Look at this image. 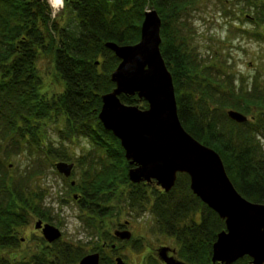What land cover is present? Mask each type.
<instances>
[{"label": "trees", "instance_id": "trees-1", "mask_svg": "<svg viewBox=\"0 0 264 264\" xmlns=\"http://www.w3.org/2000/svg\"><path fill=\"white\" fill-rule=\"evenodd\" d=\"M64 2V10L59 15L61 24L52 17L53 9L47 0H0V151H11L20 143L38 142L47 125L43 121L53 114L63 115L67 124L62 137H87L110 159L101 168L91 169L93 174L84 172L78 185L82 191L81 207L95 214L92 219L114 214L111 195L120 179L135 188L129 193L130 202L139 209L150 205L156 225L176 238L180 258L189 264H213V244L226 224L193 193L190 176L179 173L176 185L169 192L152 187L150 193L147 182L132 183L128 176L132 164L125 157L121 141L99 119L102 95L115 87L111 73L120 62L105 43H137L146 10L151 7L158 10L162 18L161 51L173 75L182 124L195 138L220 153L238 191L260 203H264V150L260 143V138H264V114L256 120L238 123L228 116L223 106L231 101L230 107L243 112L253 110L251 104L257 107L262 95L243 87L239 98L233 91L224 92L217 86L220 84L213 85L212 81L218 79L211 77V67H201L193 52L184 53V42L177 43L168 32L167 18H178L177 11L185 0ZM254 12L250 14L254 16L248 17L256 27L264 25V11ZM256 36L260 39L264 33L259 31ZM46 52H52L57 73L65 82L64 90L53 99L41 93L43 82L37 62L40 54ZM197 67L202 71L197 72ZM217 92L222 95L218 96ZM121 100L128 104L142 101L144 107L148 106L138 96L122 94ZM220 109L223 114L218 113ZM221 116L232 126H226ZM48 151L59 159L71 158L60 147L50 145ZM7 176L5 159L0 154V264H76L85 252L62 239L46 247L43 244L36 252L11 254L21 244L18 229L26 223L29 210L42 217L44 212L36 200L38 194L30 190L28 193ZM198 211H201L200 218ZM109 238L103 241L107 246L101 243L95 249L102 253L100 264H115L114 258L105 254L106 248L117 249L111 248L115 242ZM251 260L246 255L233 264H252Z\"/></svg>", "mask_w": 264, "mask_h": 264}, {"label": "rangeland", "instance_id": "rangeland-1", "mask_svg": "<svg viewBox=\"0 0 264 264\" xmlns=\"http://www.w3.org/2000/svg\"><path fill=\"white\" fill-rule=\"evenodd\" d=\"M185 1L177 11L178 18H167L170 27L168 32L173 34L177 43L184 42V53L186 51L189 55L193 52L197 55L201 67H211V77L218 79L216 82L212 81L213 85L220 84L217 86L224 92L233 91L238 98L241 87L248 92H260L263 98L260 97L261 101L257 107L251 104L253 110L244 109L246 113L230 107L231 101L223 106L226 113L229 109H236L256 120L259 115L264 114V37L260 36L258 39L256 36L259 31L264 33V25L256 27L248 16H254L250 14H254L257 9L263 12L264 7L260 8V5L264 4V0ZM47 2L53 9L52 17L59 20V15L64 10V0L58 10L53 8L49 0ZM246 2L252 5L247 6ZM59 21L63 23L62 20ZM174 29L177 31L172 33ZM37 63L43 82L41 93L46 95L44 97L47 99H53L64 90L65 82L57 73L52 52L41 53ZM196 70L202 71L199 67ZM220 95L222 94L218 96ZM212 102L214 108V100ZM135 104L141 108L148 107H144L142 101ZM215 105L218 106L217 103ZM223 110L220 109L218 113ZM221 117L226 126H232L231 122ZM43 123L47 125L38 142L31 141L26 145L20 143L17 147L14 145L11 151H0V154L5 159L7 179L13 178L18 182L17 185L21 184L20 187L28 193L30 190L38 194L39 198L36 200L43 205V211H49L48 218L52 220L51 223L62 229L63 240L80 246L85 256L95 252L105 237L110 236L109 239L114 241L118 248L114 251L106 248L105 254L112 256L115 264L119 256L126 264H163L158 258L161 245H169L178 250L179 245L175 237L161 231L156 225L151 206L147 205L144 209L135 207L128 198L130 191L135 188L120 179H117L118 184L111 195V202L115 205L114 214L102 219H92L95 214L80 206L82 191L80 192L78 185L84 172L93 174L91 169L101 168L108 164L110 159L87 137H62L61 133L67 124L63 115L53 114ZM260 143L264 150L263 137L260 138ZM50 145L63 148L71 158L59 159L52 156L48 151ZM60 161L75 163L70 177L57 170L56 163ZM107 177L108 174L105 178ZM147 184L150 193L152 187H160L155 183ZM200 214L201 211H198V218ZM36 220L31 218L28 225L20 228V236L31 238L27 243L13 248L12 255L21 256L26 252L40 250L43 244L44 247L51 245L38 235L39 232L34 227ZM121 225H124L123 229H120ZM116 229L130 230L132 237L129 240H120L113 235Z\"/></svg>", "mask_w": 264, "mask_h": 264}, {"label": "water", "instance_id": "water-1", "mask_svg": "<svg viewBox=\"0 0 264 264\" xmlns=\"http://www.w3.org/2000/svg\"><path fill=\"white\" fill-rule=\"evenodd\" d=\"M40 1V0H36ZM162 18L155 7L148 8L141 26V38L135 44L107 41L105 46L120 59L111 73L115 87L102 95L99 119L105 129L119 138L125 157L132 167V183H155L171 191L179 173L190 176V188L225 221L226 228L213 244L212 263L233 264L248 255L252 264H264V203L244 197L232 182L218 151L208 146L182 124L176 99L173 75L161 51ZM138 96L147 108L128 104L121 95ZM228 116L243 123L249 117L236 109ZM75 163L60 161L57 170L70 177ZM74 183V182H73ZM47 241L61 238L62 230L51 223L36 222ZM119 238L128 240L130 230L117 229ZM161 246L159 258L166 264H189ZM99 252L88 253L78 264H100ZM116 264H126L119 256Z\"/></svg>", "mask_w": 264, "mask_h": 264}, {"label": "flooded vegetation", "instance_id": "flooded-vegetation-1", "mask_svg": "<svg viewBox=\"0 0 264 264\" xmlns=\"http://www.w3.org/2000/svg\"><path fill=\"white\" fill-rule=\"evenodd\" d=\"M80 197H81V194L79 195ZM80 197H78V198H80ZM80 206H81V204H80ZM82 208V207H81ZM40 209L42 210L43 209V205L41 204V206H40ZM43 211V210H42ZM44 212V214H43V216L44 217H42V216H39V215H37L35 212H33V211H31V210H29V212H28V216H27V219H26V223H24L21 227H23V226H26V225H28L29 224V222H30V219L31 218H34V219H37L36 220V222L37 221H39V220H41L42 221V223H43V225L45 224V223H51L52 222V220H50L49 218H48V215H49V211H47V210H45V211H43ZM36 222H35V225H34V227H35V229L39 232L38 233V235H40L41 237H44V235H43V232H42V228H37L36 227ZM128 223V222H127ZM51 224H53V223H51ZM54 225V224H53ZM21 227H19V229H18V231H19V237H20V239H21V244L22 243H27L28 242V240L31 238V237H25V236H20V232H21V230H20V228ZM123 227H124V225H121V227H120V229H123ZM62 230V229H61ZM117 230V229H116ZM113 235L115 236V237H117L118 239H120V240H125V239H121V238H119L115 233H113ZM62 237H63V231H62V236H61V238H59V239H62ZM45 238V237H44ZM176 239V238H175ZM45 240H46V238H45ZM58 240V239H57ZM63 240V239H62ZM129 240V239H128ZM47 241V240H46ZM65 241V240H64ZM48 243H50L51 245H52V243L54 242H49V241H47ZM106 242H103V245L105 246L106 244H105ZM114 244V243H113ZM111 245V248H118L117 246V244H114V245ZM107 246V245H106ZM161 246H168V247H170L171 249H169V251H168V254L169 255H175L176 257H178L179 259H182V258H180L179 257V255H178V250L176 249V248H174V247H172V246H169V245H161ZM160 246V247H161ZM95 252H99L100 253V256H101V258H102V253L100 252V251H95ZM92 253V252H91ZM158 258H159V252H158ZM160 259V258H159ZM160 261H162L161 259H160ZM163 262V264H166L164 261H162Z\"/></svg>", "mask_w": 264, "mask_h": 264}, {"label": "bare ground", "instance_id": "bare-ground-1", "mask_svg": "<svg viewBox=\"0 0 264 264\" xmlns=\"http://www.w3.org/2000/svg\"><path fill=\"white\" fill-rule=\"evenodd\" d=\"M55 10H58L63 5V0H49Z\"/></svg>", "mask_w": 264, "mask_h": 264}]
</instances>
